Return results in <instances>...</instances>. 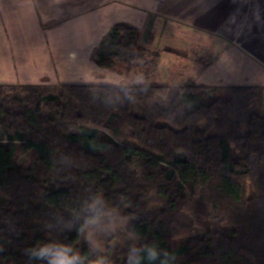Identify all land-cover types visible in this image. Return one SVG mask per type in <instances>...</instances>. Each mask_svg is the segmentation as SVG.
Wrapping results in <instances>:
<instances>
[{
    "label": "trees",
    "instance_id": "16d2710c",
    "mask_svg": "<svg viewBox=\"0 0 264 264\" xmlns=\"http://www.w3.org/2000/svg\"><path fill=\"white\" fill-rule=\"evenodd\" d=\"M113 31L114 56L157 67L161 52L133 53L137 30ZM58 88L0 84V264H34L25 250L47 239L88 253L77 217L94 194L167 264H264V87ZM126 249L103 254L125 264Z\"/></svg>",
    "mask_w": 264,
    "mask_h": 264
},
{
    "label": "crops",
    "instance_id": "0c3cea01",
    "mask_svg": "<svg viewBox=\"0 0 264 264\" xmlns=\"http://www.w3.org/2000/svg\"><path fill=\"white\" fill-rule=\"evenodd\" d=\"M121 25L169 76L192 64L198 85L264 86V0H0V84H123L111 69L138 60L113 54Z\"/></svg>",
    "mask_w": 264,
    "mask_h": 264
},
{
    "label": "clouds",
    "instance_id": "9594fccd",
    "mask_svg": "<svg viewBox=\"0 0 264 264\" xmlns=\"http://www.w3.org/2000/svg\"><path fill=\"white\" fill-rule=\"evenodd\" d=\"M118 213L111 209L100 194H94L84 201L77 219H83V225L77 231L87 234L89 252L82 253L71 243L62 240L47 239L37 241L25 254L34 264H111L110 259L103 254L101 238H106L115 232ZM67 230H72L69 223ZM127 246L125 264H167L170 253L156 242H138L133 237Z\"/></svg>",
    "mask_w": 264,
    "mask_h": 264
},
{
    "label": "rangeland",
    "instance_id": "374dc122",
    "mask_svg": "<svg viewBox=\"0 0 264 264\" xmlns=\"http://www.w3.org/2000/svg\"><path fill=\"white\" fill-rule=\"evenodd\" d=\"M152 52V51H150ZM149 52V53H150ZM162 58V57H161ZM166 58H163L161 62H158L157 64V68H149L143 65V62L138 61L137 63H135V65L137 66H126L125 65H118V66H114V68L111 69V72H116V73H120L122 75V79L123 80V84H130V85H137V84H144L143 80H147L145 81L146 84L151 85V81L149 79V76L151 75V72H153L151 78L153 81V84H157V85H169V86H176V85H186L188 83H198L193 81L192 79H190V77H188L189 75L196 73L193 69V65L190 64L189 65V70H187L186 72L184 71V73L180 72L179 69H176L175 71L171 72V76H169L168 72H169V68L173 67L170 66L173 64V62L171 63L169 61V63L166 61ZM178 64H180L179 62H177ZM125 64V63H124ZM185 64V63H184ZM197 67V66H196ZM168 71V72H167ZM112 77V75H110ZM179 76L185 77L183 79H177L179 78ZM188 77V78H187ZM115 78V77H114ZM114 78H112L111 80H113ZM134 79H137V81L135 82ZM91 80H95V81H99V82H104L107 81L105 80L104 77H94ZM131 80V82H129ZM85 82V80H83ZM197 81V80H196ZM90 83V81H87ZM172 84V85H170ZM14 85V84H11ZM20 85H24V84H20ZM197 86H205L207 88L213 89L216 88L218 89L217 92V96L219 98L223 97L226 93L225 88L226 87H219V86H206L203 84H196ZM39 86H42L44 88V91L48 94H54V93H58L59 92V84L56 85H48V84H41ZM228 87V86H227ZM260 87V86H259ZM264 87V86H262ZM260 87V88H262ZM2 144H5V142H1ZM19 146V145H17ZM133 146H136V143H133ZM16 163L18 165H22V166H27L31 163L32 158L30 156L29 153H25L22 151V149L19 147L18 151L16 153ZM116 223H117V228L115 230V232H113L110 236L106 237V238H101V243L103 246V252H105L108 248H112L113 250H115L116 248H127V246L133 242V240L130 238L129 234H128V221L125 219L120 218L119 216L116 219ZM82 241L83 243H88L87 240V234L86 232H84L83 237H82Z\"/></svg>",
    "mask_w": 264,
    "mask_h": 264
}]
</instances>
